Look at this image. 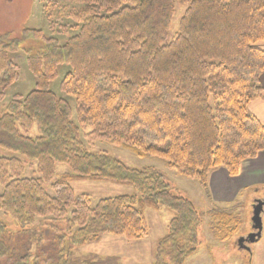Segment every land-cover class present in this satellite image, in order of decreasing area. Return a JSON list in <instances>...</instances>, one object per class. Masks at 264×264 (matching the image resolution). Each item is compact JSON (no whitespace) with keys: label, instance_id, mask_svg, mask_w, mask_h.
Here are the masks:
<instances>
[{"label":"trees","instance_id":"trees-1","mask_svg":"<svg viewBox=\"0 0 264 264\" xmlns=\"http://www.w3.org/2000/svg\"><path fill=\"white\" fill-rule=\"evenodd\" d=\"M45 14L53 24L72 22L76 33L61 45L24 29L36 47L0 34V102L19 77L14 56L35 78L32 90L0 109V149L14 153L0 155V264H115L77 260L72 248L104 234L140 239L148 234L144 210L161 207L173 214L151 264H184L197 251L203 214L155 169L129 167L88 143L162 158L206 194L215 168L237 176L264 150V124L247 108L264 97V0H51ZM68 26L61 23V32ZM60 65L69 66L59 84L66 97L49 89ZM24 163L36 164V177L21 174ZM56 163L70 171L51 179ZM80 180L127 184L134 193L92 204L74 193ZM207 215L219 242L242 226L231 208Z\"/></svg>","mask_w":264,"mask_h":264},{"label":"rangeland","instance_id":"rangeland-1","mask_svg":"<svg viewBox=\"0 0 264 264\" xmlns=\"http://www.w3.org/2000/svg\"><path fill=\"white\" fill-rule=\"evenodd\" d=\"M50 1L0 0V34L7 33L12 35V37L19 38L21 47H36L39 45L37 41L22 37V31L24 29L36 28L43 30L47 36L55 37L59 44H64L69 37L76 33V29L71 28L72 22L69 21L70 23H68L67 20L62 18L56 21L55 24L52 23L55 19L51 21L46 18L45 9ZM183 9V6L177 7L172 31L176 29ZM51 23L53 24V28H51ZM61 23H67L69 25L66 32H61ZM13 60L19 66V77L5 90L4 99L0 102V109L11 96L15 94L26 95L34 87L35 78L29 71L23 56L21 54L16 55L13 57ZM68 69L69 66L60 65L58 67L57 77L49 85V89L59 96L66 97L60 91L59 84ZM70 100L72 101V99ZM36 134V128H33L30 135L35 136ZM87 148L89 151H106L120 159L129 167H151L155 169L162 174L163 178L175 192L188 198L195 208L203 214V223L198 232L199 245L197 251L189 256L184 264H264V207L261 212L262 229L260 236L253 242H245L246 248H242L238 244L239 238L247 237L253 232L251 222L252 205L256 199L264 200V189L259 188L256 190L255 187H251L244 189L238 197H235L234 193L232 196L217 200L213 198L209 188L206 194L195 179L180 175L168 168L165 160L162 158L154 156L139 157L129 148L114 145L109 142L88 143ZM13 154L7 150L0 149V155L11 156ZM23 166V172L21 173L23 176L36 177V172H34L36 168L35 163H24ZM69 171L70 168L68 165L56 163L55 173L51 179ZM71 186L75 194L89 195L92 204L100 198L134 193V188L130 185L108 181L80 180L72 182ZM44 187L49 194H52L47 184ZM1 191L2 186L0 185ZM221 207L234 209L240 214L242 219V226L239 232L228 242L215 240L211 229L212 221L210 216L207 215V212L210 210ZM172 214L165 207H161L159 210L147 208L144 210V216L148 226V234L146 236L140 239L128 240L124 237L104 234L96 242L73 247L72 256L77 260L87 255L101 259L109 258L115 264H151L156 242L165 233L167 223L171 219ZM49 243L50 239L45 238L46 247L49 246Z\"/></svg>","mask_w":264,"mask_h":264},{"label":"crops","instance_id":"crops-1","mask_svg":"<svg viewBox=\"0 0 264 264\" xmlns=\"http://www.w3.org/2000/svg\"><path fill=\"white\" fill-rule=\"evenodd\" d=\"M264 49V42L259 43ZM260 83L264 87V72L260 76ZM248 111L264 124V97L252 100L248 105ZM208 188L217 200L232 196L238 197L247 188L264 189V150L254 158L241 164L237 176L229 177L223 168H216L209 173Z\"/></svg>","mask_w":264,"mask_h":264},{"label":"water","instance_id":"water-1","mask_svg":"<svg viewBox=\"0 0 264 264\" xmlns=\"http://www.w3.org/2000/svg\"><path fill=\"white\" fill-rule=\"evenodd\" d=\"M263 207H264V200L256 199L254 201L252 205V216H251L253 232H251L247 237L239 238L238 244L242 246V248H246L245 242H253L260 236L262 229L261 212L263 211Z\"/></svg>","mask_w":264,"mask_h":264}]
</instances>
